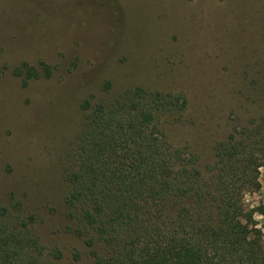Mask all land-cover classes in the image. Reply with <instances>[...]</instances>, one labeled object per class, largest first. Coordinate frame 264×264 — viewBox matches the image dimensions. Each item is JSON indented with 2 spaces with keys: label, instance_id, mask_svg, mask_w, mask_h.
Returning <instances> with one entry per match:
<instances>
[{
  "label": "rangeland",
  "instance_id": "374dc122",
  "mask_svg": "<svg viewBox=\"0 0 264 264\" xmlns=\"http://www.w3.org/2000/svg\"><path fill=\"white\" fill-rule=\"evenodd\" d=\"M52 67L28 78L24 63ZM182 93L177 122L159 125L207 175L214 145L264 118V0H0V205L20 200L57 264H93L66 226L65 155L92 105L123 91ZM260 189L245 195L264 206ZM264 242V217L255 212Z\"/></svg>",
  "mask_w": 264,
  "mask_h": 264
},
{
  "label": "trees",
  "instance_id": "16d2710c",
  "mask_svg": "<svg viewBox=\"0 0 264 264\" xmlns=\"http://www.w3.org/2000/svg\"><path fill=\"white\" fill-rule=\"evenodd\" d=\"M52 67L24 63L25 79L49 78ZM187 107L182 93L142 86L92 105L65 155L66 226L89 248L93 264H264V242L245 195L260 189L264 118L214 145L207 175L193 151L173 147L160 127ZM35 215L22 202L0 205V264H57Z\"/></svg>",
  "mask_w": 264,
  "mask_h": 264
}]
</instances>
